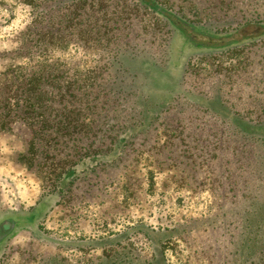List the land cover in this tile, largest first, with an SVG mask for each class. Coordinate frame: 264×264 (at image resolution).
<instances>
[{"label":"rangeland","instance_id":"obj_1","mask_svg":"<svg viewBox=\"0 0 264 264\" xmlns=\"http://www.w3.org/2000/svg\"><path fill=\"white\" fill-rule=\"evenodd\" d=\"M40 1L38 12L57 17L52 22L44 19L38 24L41 28L71 32L75 26L61 21L73 12L90 14L83 29L95 24L99 36L106 25L111 26L101 47L94 42L88 49L77 42L65 50L50 46L48 60L71 74L90 73L102 82L114 71L108 60L110 49L135 47L139 59L156 71H140L134 83L145 86L149 103L135 97L126 108L136 121L146 108L145 114L159 116L156 122L146 121L141 129L129 132L128 138L133 137L116 144L120 153L104 158L94 174H79L68 197L44 224L51 236L86 240L90 246L85 252L94 258L103 251L121 250L126 246L123 239L132 235L135 254L150 258L157 246L169 264H245L248 260L264 264L258 254L264 248V0H232L230 6L231 0H172L181 15L195 18L198 13L204 26L216 22L218 30L234 34L227 43L235 50L213 55L200 47L180 51L182 40L167 33L163 20L131 0L71 6ZM34 16L24 0H0V80L10 64L21 61L12 53L22 46L23 33ZM256 18L262 20L261 26L237 28L239 22ZM64 36L46 35L44 40L59 42ZM192 36L208 45L201 34ZM237 40L242 43L236 48ZM125 113L117 115L124 120ZM31 140L32 132L21 122L13 124L11 132H0V204L5 210L33 206L48 186L39 175L56 170L51 157L44 156L38 171L17 160L26 154ZM99 242L107 247L98 251ZM10 246V264H23L29 250L47 256L63 252L40 244L26 231ZM80 255L62 254L75 260Z\"/></svg>","mask_w":264,"mask_h":264},{"label":"trees","instance_id":"obj_2","mask_svg":"<svg viewBox=\"0 0 264 264\" xmlns=\"http://www.w3.org/2000/svg\"><path fill=\"white\" fill-rule=\"evenodd\" d=\"M89 1L94 0H55L54 2H61V4L67 2L71 6L72 4H85ZM131 1L163 20L162 23L167 33H174L177 41L178 38L182 40L180 51L200 47L213 55L215 53L226 54L228 51L235 50L232 47L233 44L227 43V40L234 34L218 30L216 22L204 26L199 22L202 20L198 13L194 14L195 18L181 15L180 7L174 8L175 3H172V0ZM24 2L33 8L35 18L27 27V31L23 33L22 46L12 53L13 58L16 60L19 58L21 61L10 64L0 80V132H11L12 125L18 122L25 124L32 132V140L26 154L19 155L17 160L24 163L27 168H37L38 171L42 168L44 156L51 157L56 160V170L55 172L42 171L39 175L40 179L46 180L48 186L33 206L5 210L0 204V264H10L12 255L10 244L18 234L24 231L32 234L40 244L63 252L47 256L41 253L35 254L29 250L26 252L28 256L23 258V264H169L167 256L165 257L157 246L150 258L135 254L131 244L132 235L123 239L126 246L121 250L103 251L99 257L94 258L93 255L85 252L86 247L90 246V243L85 242L86 240H58L46 229L44 224L50 214L68 197L74 184L81 178L79 174L83 171L94 174L105 161L104 158L114 157L118 151L116 147L118 142H125L133 137L128 138L129 132L141 129L146 121L156 122L155 119L159 116L152 118L150 111L145 114L144 111L149 109L146 108L140 114L139 121H136V115L129 113L126 108L131 98L134 100L138 97L143 104L149 103L150 99L149 95L143 92L145 86L136 87L134 83L140 76V71H149V68L153 66L139 59L141 53L134 51L135 47L129 48V44H125L126 48L120 46L110 49L108 60L111 61L110 69L114 71L109 75L108 80H102V82L96 80L98 77H91L90 73L71 74L68 69L61 68V64L52 62L45 56L50 46L65 50L74 42L79 43V46L84 49L92 47V42L98 43L96 45L101 47L103 34L108 35L111 26L106 25V32H102L99 36L97 31L94 33L97 27L95 24L90 26V30L83 29L91 18L90 14L83 13L82 15L80 12L79 14L73 12L64 14L61 21L72 23L75 26L71 32L53 27L41 28L38 24L44 19L46 22H52L57 17L45 16L42 15L43 12H38L40 0H24ZM232 3L234 2L231 0L228 5ZM242 13L243 11L239 10V14ZM211 16L208 17L211 18ZM233 16H238V14ZM262 20L264 22V19ZM261 21L258 18L245 23L242 21L238 23L237 28L250 25L261 26ZM74 22L76 23L73 24ZM189 33L201 34L208 40V45L198 43ZM62 34L65 36L59 42L46 43L44 40L46 35L59 38ZM241 43L242 40H237L236 48L240 47L238 45ZM24 59L27 61L23 62ZM155 69L151 68L150 73L156 71ZM94 89L100 91L96 93ZM129 110L133 112L136 109L131 105ZM118 112H126L125 114L128 115L122 120L120 116L118 117ZM256 129L260 133L263 127L260 125ZM125 134L126 136H123ZM108 136L111 141L107 144ZM120 245V242L114 244L115 247ZM106 247L99 242L95 249L100 251ZM254 251L257 250L254 249ZM70 252H74V255L80 253V259L75 260L62 256ZM258 254L263 255L264 260V248L260 249ZM245 264L257 263L248 260Z\"/></svg>","mask_w":264,"mask_h":264}]
</instances>
